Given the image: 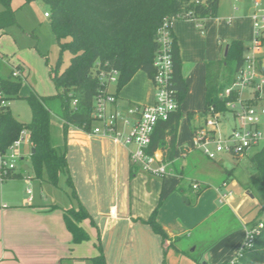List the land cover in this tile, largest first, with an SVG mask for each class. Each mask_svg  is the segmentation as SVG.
<instances>
[{
	"label": "crops",
	"instance_id": "obj_1",
	"mask_svg": "<svg viewBox=\"0 0 264 264\" xmlns=\"http://www.w3.org/2000/svg\"><path fill=\"white\" fill-rule=\"evenodd\" d=\"M207 19L209 18L203 19L206 24L200 22L202 30L206 26L211 29L210 26L214 23L207 22ZM175 20L172 21L171 28L180 49L182 76L188 86L199 63L198 58L210 61L208 59L217 60L224 55L208 56L204 52L194 58L189 52L192 51L195 39H206V33L198 31V23H194L193 19ZM219 25L222 23L219 22ZM206 61L203 63V97ZM258 70L261 74L259 68ZM138 81H142L143 85L133 93L129 90V83L117 93L116 106L121 110L132 104H150L154 101V87L150 78L147 80L150 83L141 78ZM262 99L259 92L257 98H252L258 106ZM197 115L198 117L194 115L193 121H198L200 116ZM71 126L73 130L65 143L71 183H68L67 175L62 174L64 178L53 186L45 179V175L34 179L28 175L27 169L25 177L22 171H17L0 179V264H90L87 258L97 253L98 241L102 245L107 264H169V258L192 261V257L186 256L181 239L191 238L193 231L206 224L210 217L227 210L234 220L237 219L246 234L249 221L237 211V204L233 206L236 199L230 188L236 185V181L231 176L230 180L226 178V172L224 176H218L225 191L219 189L220 186L213 187L212 179L199 181L197 178L195 180L200 183L199 188L193 189L190 182L184 183L182 172L168 169L164 176L146 173L130 164L128 148L121 142L114 141L110 136ZM118 129L126 132L128 127L120 121ZM30 153L31 145L25 144L20 160L23 162L25 158H30ZM156 153L166 162L167 168L176 160L175 156L171 161L165 160L164 152L160 149ZM234 158L239 160L242 156ZM210 162L218 164L219 168L224 159L220 157ZM191 164L199 166L195 162ZM226 166L228 169L232 168L228 162ZM33 179L34 191L31 189ZM207 186L213 188L208 190ZM180 187L185 190L189 204L184 201ZM27 188L31 189V194L27 192ZM52 189H59L62 195ZM217 203L224 205L219 206ZM80 206L89 215L80 222L89 239L74 244L65 225L64 210L78 209ZM154 210L157 221L168 233L165 241H161L146 223ZM227 234L215 245L223 239L227 242L226 237L230 233ZM237 239L230 247L227 246L229 242L221 246V252L217 254L220 262L235 258L236 248L242 237ZM209 242L211 240L207 238L198 239L193 248L195 250L199 246L200 256L203 254L206 260L210 258L212 248L206 253L201 254V251ZM170 249L173 251L172 256H168Z\"/></svg>",
	"mask_w": 264,
	"mask_h": 264
},
{
	"label": "trees",
	"instance_id": "obj_2",
	"mask_svg": "<svg viewBox=\"0 0 264 264\" xmlns=\"http://www.w3.org/2000/svg\"><path fill=\"white\" fill-rule=\"evenodd\" d=\"M32 0H23L24 4ZM48 9V17L52 32L59 47V58L64 51L70 53L67 66L58 71L59 65L50 73L60 100V118L63 127L73 125L79 129L91 132L94 118V98L104 90L99 72L110 69L118 71L116 93L125 86L138 72L143 71L148 78L154 73L153 60L159 49L157 31L165 19L189 18L200 20L215 18L218 14L220 0H41ZM11 0H0L3 10L0 11V31L16 23L14 11L10 7ZM202 30V25L198 26ZM172 46L170 49L172 70L170 91L177 108L167 119L160 120L151 134V142L147 152L152 154L160 149L164 159L171 161L177 142L179 124L183 117L181 104L186 97L188 86L182 76L180 49L172 28H170ZM228 52L221 59L205 62L204 109L200 117L228 111L226 102L235 100V91L229 97L221 94L230 86L236 77L238 69L243 65L245 55L243 42L232 39L228 42ZM17 67H21L17 64ZM22 84L20 77L12 76V69L6 76H0V148L6 150L16 140L22 130L29 132L31 141L30 159L32 170L36 177H42L53 186L58 184L60 174L67 175L66 147L54 145L50 133V108L44 101V96L31 92L25 97L30 110L31 120L22 123L11 112L7 101L17 98ZM258 92H255L257 98ZM48 96L47 98H50ZM73 99L77 104L72 105ZM254 102V100H252ZM193 111L188 112L190 120L194 118ZM192 129V134H194ZM251 161L255 173L250 176L251 186L260 196V205L264 209V146L256 152ZM226 178L232 173V168L225 167ZM13 174V173H12ZM20 174V173H19ZM10 176V175H8ZM184 201L189 204L183 188H179ZM87 211L80 206L78 209L64 210V221L67 230L72 235L74 244L89 239L88 233L80 226L82 219L88 217ZM264 222V221H263ZM152 231L161 241L168 238V233L156 219V210L146 220ZM255 219L247 222L250 228L257 226ZM232 230H230L231 232ZM216 242L204 245L202 253ZM192 257L197 263L198 257ZM90 264H107L100 241L97 253L87 258ZM221 264H264V224L254 234L251 246L243 249L231 261Z\"/></svg>",
	"mask_w": 264,
	"mask_h": 264
},
{
	"label": "rangeland",
	"instance_id": "obj_3",
	"mask_svg": "<svg viewBox=\"0 0 264 264\" xmlns=\"http://www.w3.org/2000/svg\"><path fill=\"white\" fill-rule=\"evenodd\" d=\"M10 7L14 11L16 23L0 31V76H6L10 72V69L14 67L16 70L20 71L22 75L19 76L22 79V84L19 88V96L7 101V104L19 121L28 123L31 120L32 114L25 97L31 92L36 95L44 96V101L49 106L51 113V139L55 145L63 147L66 143L67 136H70L69 134L73 129L71 125H69L67 129L63 127L59 116L61 112L60 100L56 96L58 90L51 80L50 73L57 64L59 65L58 71H62L69 63L70 53L64 51L58 62L59 47L52 32L49 17L44 15L45 12H49V9L43 1L32 0L24 4L23 0H11ZM1 10H3V5L0 3V11ZM254 15H264V0H220L217 17L207 19V22H214L210 26L212 30L208 29L207 26L205 29L203 28V30L198 28L199 32L206 33V39L203 37L195 39L192 51L189 52V54L192 53L194 58L202 55L204 52H206L208 56H221L223 55L225 46L232 39H239L243 42L244 55L252 54L251 47L255 40V31L253 28ZM204 20L202 19L200 22L204 23ZM193 21L197 23L196 20ZM174 22L173 24H175ZM219 22H221L222 25H219ZM206 29L207 32H205ZM262 37L263 41L259 51L256 52V56L258 68L262 76H264V33ZM258 39L260 41V38ZM205 49L206 51H204ZM197 61H199V63L191 76L186 97L180 107L183 117L179 124L178 137L174 149L176 160L166 169V173L168 169L172 172H182L185 177L184 183L189 184L190 182V185L196 182L195 178L199 179V181L212 179L211 183H213V187L220 186L219 189L225 191L226 188L222 186V182L218 176L220 177L221 174H223L221 176H224V169L227 167L226 163L228 162L232 166L230 178L236 181V185L230 188L232 191L231 194L236 199L233 206L236 204L238 205L237 211L242 214L243 218H246L247 221L255 219L257 223L262 222L264 221V209H262L260 205V196L258 192L250 187V176L256 171L251 157L263 148L264 140L260 141L258 145L249 148L246 155L242 156L239 160L228 154H222L221 157H223L224 163L221 166L219 165V168L217 167L218 164H212L209 159L196 149V139L191 133V129L197 127L199 129L203 128L209 130L203 118L199 117L198 121H193L187 116L188 112L193 111L195 116L198 117L197 114H201L204 109L203 63L206 60H203V58L200 60V58H198ZM17 64L21 67H17ZM134 76L132 78H134ZM140 78L146 83L149 82H147V75L145 73L143 74L142 71H138L135 79L128 82L129 90L132 93L136 91L139 86L141 87L143 85L142 81H138ZM250 91L251 90H244L242 94L243 97H250ZM259 94L263 98L259 107L264 108V86L259 90ZM47 95L51 97L47 98ZM234 122L235 120L231 112H227L220 118L218 117L216 136L220 137L229 133ZM97 124V122H94L92 126H97ZM193 162L197 165L199 164V166L194 167V165L191 164ZM15 165V173L17 171H22V175L25 177L28 174L26 171H28V175L34 177V179L36 178L32 170L30 158H25L23 162L22 160H17L15 161ZM215 174H217V176H215ZM43 175H45V172H43ZM59 177L60 181L64 178L62 174H60ZM34 179L31 185L33 191L35 189ZM213 187L207 186L206 189L211 190ZM52 190L62 195L59 189ZM227 198L228 197L224 199L225 202ZM218 199H220V197H218ZM218 205L221 206L224 204L220 203ZM247 227L248 229L250 228L249 226ZM230 229L232 230L231 232ZM227 233L230 234L228 235ZM226 234L228 235L226 237L228 238L227 242L230 243V245L229 243L227 244L228 247H230L237 238V240H239V238L242 237V241L239 244V246H241L246 238L242 226L239 225L237 219L234 220V217L228 210L225 212L220 211L217 215L210 217L206 224L204 223L202 227L193 231V236L191 238L181 239V243L184 246L185 252L193 257H198L200 254L199 246H197L195 250L193 249L194 245H197L196 241L198 239L207 238L211 241L216 240L218 243ZM227 242L223 239V241L219 243L221 245H212L210 247L212 248V254L207 260L202 254L203 258L200 256L197 259L199 263L195 260L188 261V259L176 260L175 258H169V264H203L205 261L206 264H221L222 262H220L217 254H220L221 246ZM238 247L236 248L237 252L239 250ZM172 253L173 251L170 249L168 256H172ZM186 256L188 255L186 254Z\"/></svg>",
	"mask_w": 264,
	"mask_h": 264
},
{
	"label": "built area",
	"instance_id": "obj_4",
	"mask_svg": "<svg viewBox=\"0 0 264 264\" xmlns=\"http://www.w3.org/2000/svg\"><path fill=\"white\" fill-rule=\"evenodd\" d=\"M44 15L48 16V13L45 12ZM173 20L175 19L170 21L165 19L157 31L159 49L153 60L154 73L150 77L154 87V101L150 104H132L125 110L118 108L116 106V83L119 73L115 69H110L107 72L100 71L98 74L105 89L94 98L92 113L94 120L99 122V125L94 126L91 132L110 136L114 141L121 142L128 148L130 164L155 176H164L167 164L158 157L156 151L152 154L147 152L151 134L157 122L167 119L170 113L177 108L176 100L169 88L172 70L170 28ZM197 26H201V24L198 23ZM253 28L255 40L251 47L252 54L245 55L243 65L238 69L234 82L226 87L221 94L223 97H229L233 91L237 93L235 100L226 102L227 112H231L235 120L234 125L230 128L229 133L217 137L218 117L224 115L220 113L208 114L203 116V119L209 130L197 127L194 130L196 149L209 160H217L224 153L232 157H241L247 153L249 148L264 140V108L252 102L255 92H259L264 85V77L258 70L256 56L264 33V15H254ZM12 76L22 75L13 67ZM244 90H251V96L244 98L242 95ZM76 104L77 99H73L72 105L75 107ZM120 121L128 127L126 132L118 129ZM25 144L31 145V141L29 132L24 129L6 150L0 148V179L15 172V161L20 160L22 147ZM192 188L198 189L199 184L194 182ZM27 192L31 194V189L27 188ZM263 224L262 221L256 227L247 229L245 241L231 262L240 255L243 249L251 246L254 234Z\"/></svg>",
	"mask_w": 264,
	"mask_h": 264
},
{
	"label": "water",
	"instance_id": "obj_5",
	"mask_svg": "<svg viewBox=\"0 0 264 264\" xmlns=\"http://www.w3.org/2000/svg\"><path fill=\"white\" fill-rule=\"evenodd\" d=\"M227 52H228V45L225 46L224 54H223V55L226 56V55H227ZM251 196H252V195H251Z\"/></svg>",
	"mask_w": 264,
	"mask_h": 264
}]
</instances>
